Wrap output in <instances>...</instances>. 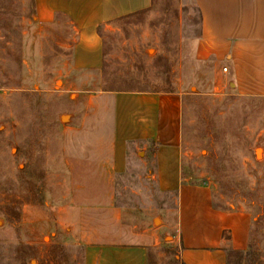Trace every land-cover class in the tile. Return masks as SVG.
<instances>
[{
    "label": "rangeland",
    "instance_id": "obj_1",
    "mask_svg": "<svg viewBox=\"0 0 264 264\" xmlns=\"http://www.w3.org/2000/svg\"><path fill=\"white\" fill-rule=\"evenodd\" d=\"M35 5L0 0V264H83L85 248L66 244L56 222L73 198L65 127L93 81L69 71L67 16L36 22ZM200 31L195 0H153L114 21L101 29L100 86L182 96L183 175L210 185L216 205L251 213L250 255L234 264H264V96L241 95L218 76L214 57L198 56ZM155 170L152 152L135 148L117 176L116 201L129 220L162 229L153 258L179 264L176 231L165 228L176 192L160 188Z\"/></svg>",
    "mask_w": 264,
    "mask_h": 264
},
{
    "label": "crops",
    "instance_id": "obj_2",
    "mask_svg": "<svg viewBox=\"0 0 264 264\" xmlns=\"http://www.w3.org/2000/svg\"><path fill=\"white\" fill-rule=\"evenodd\" d=\"M153 0H36L33 18L71 25V68L86 74L91 87L78 93L80 110L65 127L73 198L57 212L66 244L85 248L83 264H172L153 258L163 245L161 230L129 220L116 201L117 176L129 154L152 152L163 191H174L165 228L179 264H227L228 251H245L253 218L242 206L215 204L213 189L183 175L182 96L155 91L107 90L100 86L105 62L102 28L144 11ZM201 16L197 45L202 59L214 57L218 76L241 95L264 96V0H195ZM227 66L229 73L223 71ZM97 83V84H96ZM71 86V85H70ZM81 91V90H80ZM172 219H175L172 221ZM163 227V226H162ZM159 254L162 252L159 250Z\"/></svg>",
    "mask_w": 264,
    "mask_h": 264
},
{
    "label": "trees",
    "instance_id": "obj_3",
    "mask_svg": "<svg viewBox=\"0 0 264 264\" xmlns=\"http://www.w3.org/2000/svg\"><path fill=\"white\" fill-rule=\"evenodd\" d=\"M199 10V8H198ZM201 18V16H200ZM200 35H201V31H200ZM250 250L251 249H247L245 251H239V250H229L228 251V260H227V264H234V256H236L235 258H238V260L240 259V257H246L245 259L249 258L250 255Z\"/></svg>",
    "mask_w": 264,
    "mask_h": 264
},
{
    "label": "built area",
    "instance_id": "obj_4",
    "mask_svg": "<svg viewBox=\"0 0 264 264\" xmlns=\"http://www.w3.org/2000/svg\"><path fill=\"white\" fill-rule=\"evenodd\" d=\"M223 71H224L225 73H227V72H228V67H227V66L223 67Z\"/></svg>",
    "mask_w": 264,
    "mask_h": 264
},
{
    "label": "water",
    "instance_id": "obj_5",
    "mask_svg": "<svg viewBox=\"0 0 264 264\" xmlns=\"http://www.w3.org/2000/svg\"><path fill=\"white\" fill-rule=\"evenodd\" d=\"M66 117H68L67 115H63L62 118L65 119ZM258 155H260V151L257 152Z\"/></svg>",
    "mask_w": 264,
    "mask_h": 264
}]
</instances>
